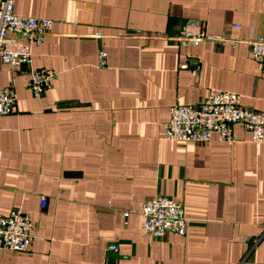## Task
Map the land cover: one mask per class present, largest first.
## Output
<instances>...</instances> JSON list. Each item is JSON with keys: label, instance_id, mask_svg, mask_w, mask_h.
<instances>
[{"label": "crops", "instance_id": "obj_1", "mask_svg": "<svg viewBox=\"0 0 264 264\" xmlns=\"http://www.w3.org/2000/svg\"><path fill=\"white\" fill-rule=\"evenodd\" d=\"M13 9L52 21L29 48L33 66L55 76L35 97L25 74L0 65V87L12 81L16 94L15 111L0 115V215L20 209L33 224L29 250L0 249V264H264V141L240 124L231 142L163 137L170 105L212 89L264 111L247 41L264 38V0H13ZM186 20L225 41L180 47L170 37ZM156 195L182 205L184 235L144 232L141 206Z\"/></svg>", "mask_w": 264, "mask_h": 264}, {"label": "built area", "instance_id": "obj_2", "mask_svg": "<svg viewBox=\"0 0 264 264\" xmlns=\"http://www.w3.org/2000/svg\"><path fill=\"white\" fill-rule=\"evenodd\" d=\"M52 21L46 18L20 16L14 13L13 0H0V65L6 63L16 67L27 76V86L35 97L41 96L51 88V79L55 76L52 69L36 68L32 63L29 44L48 34ZM238 28L237 24L230 25ZM180 47L196 46L205 40L223 44L222 35H213L205 31L201 22L186 20L177 32L170 37ZM26 39V41H25ZM250 56L261 65L264 74V38L247 40ZM96 65H107V53L99 50ZM16 94L10 81L0 87V115L15 111ZM169 119L165 124L163 137L183 142L207 143L213 139L221 142L234 140L232 126L240 124L251 134L255 143L264 141V111H255L241 105L240 96L223 90H210L207 97L195 104L174 103L169 106ZM47 199L40 198V207L44 208ZM129 211L124 212L127 217ZM142 229L152 237H161L167 233L184 235L187 219L181 204L164 195L146 199L140 211ZM33 224L28 213L13 209L6 216L0 215V249L14 252H26L33 239ZM106 251L117 252L116 244L106 246Z\"/></svg>", "mask_w": 264, "mask_h": 264}]
</instances>
